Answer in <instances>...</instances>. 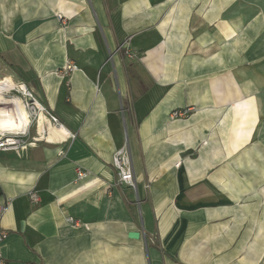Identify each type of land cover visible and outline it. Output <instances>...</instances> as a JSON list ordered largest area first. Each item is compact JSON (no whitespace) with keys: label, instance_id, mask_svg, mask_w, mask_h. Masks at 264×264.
<instances>
[{"label":"crops","instance_id":"0c3cea01","mask_svg":"<svg viewBox=\"0 0 264 264\" xmlns=\"http://www.w3.org/2000/svg\"><path fill=\"white\" fill-rule=\"evenodd\" d=\"M22 84L64 129L0 152L5 264H264V0H0Z\"/></svg>","mask_w":264,"mask_h":264},{"label":"built area","instance_id":"2783aa9c","mask_svg":"<svg viewBox=\"0 0 264 264\" xmlns=\"http://www.w3.org/2000/svg\"><path fill=\"white\" fill-rule=\"evenodd\" d=\"M129 40L124 41L119 47L118 51H124L128 56H132L131 51L129 50ZM77 66L75 64H68L66 67V72H69L71 70L76 69ZM24 86L28 90V105H31L30 102L32 101L33 109L36 108L37 104L44 106L33 94V92L28 89V87L24 84ZM45 107V106H44ZM46 108V107H45ZM47 109V108H46ZM48 110V109H47ZM49 113H51L48 110ZM185 113V111L176 110L172 113L174 117L182 116ZM52 114V113H51ZM53 115V114H52ZM54 116V115H53ZM59 123H61L56 116H54ZM62 124V123H61ZM70 136L75 138V134L70 132ZM27 133L26 134H19V133H6V132H0V152H8V151H19L22 150L28 146L34 145L35 142L33 140L27 141L26 140ZM113 165L116 169L117 173V183L119 185H126L137 189V183L135 178V172H134V165L131 155V150L129 143L126 141L122 147L116 150V152L113 155ZM77 178L81 179L88 175L86 171H83L80 168H76ZM30 198L37 202L39 200L38 194L36 191H31ZM7 208V203H0V219L2 215L4 214L5 210ZM70 223H72L75 226H78L81 224L79 220L74 219L73 217H68L67 219ZM9 235V231L2 228L0 226V243L3 242L7 236ZM0 264H5L4 259L0 253Z\"/></svg>","mask_w":264,"mask_h":264},{"label":"bare ground","instance_id":"6f19581e","mask_svg":"<svg viewBox=\"0 0 264 264\" xmlns=\"http://www.w3.org/2000/svg\"><path fill=\"white\" fill-rule=\"evenodd\" d=\"M17 91L28 95V90L23 84L20 85V89H17ZM27 106L20 96L15 95L14 98L8 99L7 97L5 98L0 91V109L2 110V115H0V132L26 134L32 122L31 111L28 110ZM36 107L42 112L45 110L42 105L37 104ZM36 109L37 108H34V110ZM50 117L59 124L60 128L64 129V126L59 123L53 115H50ZM40 124L41 128L34 140L54 141L55 135L51 121L46 116H43Z\"/></svg>","mask_w":264,"mask_h":264},{"label":"rangeland","instance_id":"374dc122","mask_svg":"<svg viewBox=\"0 0 264 264\" xmlns=\"http://www.w3.org/2000/svg\"><path fill=\"white\" fill-rule=\"evenodd\" d=\"M8 90H12V91H15L14 92V94H17V95H20L21 97H23L24 99H25V101L28 103V97H26V96H28L27 94H25V93H20L19 91H17V89H20V85L19 86H17V87H11V88H7ZM30 104L31 105H28L27 106V108H28V110L29 111H31V115H32V117H31V119H32V122H31V126H30V128L28 129V132H27V137H26V140L27 141H30V140H33L34 141V136H35V132H36V128L38 129L39 127H40V125H39V122H40V120H41V115L43 114L42 113V111L38 108V107H36L37 109L36 110H34V109H32L33 108V105H32V101L30 102ZM33 110V111H32ZM40 112V113H39ZM51 118V117H50ZM51 120H52V122L55 124V127L58 129V130H60V131H62V129L60 128V126H59V124L55 121V120H53L52 118H51ZM38 121V122H37ZM53 132H54V135L58 138V136H59V132H57V131H55L54 129H53ZM64 139L66 140H71V139H73V137L72 136H70V135H68V136H66V137H64ZM58 141H59V139H58ZM35 142V141H34ZM36 143V142H35Z\"/></svg>","mask_w":264,"mask_h":264},{"label":"water","instance_id":"95a60500","mask_svg":"<svg viewBox=\"0 0 264 264\" xmlns=\"http://www.w3.org/2000/svg\"><path fill=\"white\" fill-rule=\"evenodd\" d=\"M130 236H131V237H135V238H137V237L140 236V233H139V232H133V233H131Z\"/></svg>","mask_w":264,"mask_h":264},{"label":"trees","instance_id":"16d2710c","mask_svg":"<svg viewBox=\"0 0 264 264\" xmlns=\"http://www.w3.org/2000/svg\"><path fill=\"white\" fill-rule=\"evenodd\" d=\"M54 115V114H53ZM55 116V115H54Z\"/></svg>","mask_w":264,"mask_h":264}]
</instances>
